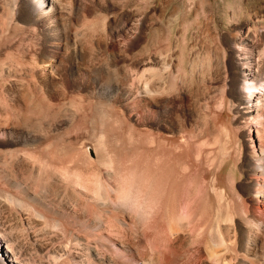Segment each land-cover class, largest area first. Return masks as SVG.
I'll return each mask as SVG.
<instances>
[{
	"label": "bare ground",
	"instance_id": "1",
	"mask_svg": "<svg viewBox=\"0 0 264 264\" xmlns=\"http://www.w3.org/2000/svg\"><path fill=\"white\" fill-rule=\"evenodd\" d=\"M193 1L201 13L188 8L180 15L174 9L168 25L160 22L163 43L156 60L150 61L118 60L104 48L108 35L138 29V16L112 33L107 18L100 15L85 22L81 33L67 29L61 0H30L33 19L45 23L51 52L27 64L58 79L66 67L68 79L50 83V89L35 99L43 128L29 131L35 116L29 108L18 117L27 128L14 140V152L7 153L3 166L14 161V168L21 164L24 171L21 176L14 171V180L8 178L13 192L0 189L2 202L14 209L19 223L13 242L0 233V251L13 258L7 262L32 264L18 243L19 234L50 232L65 234L69 245L83 250L87 264H264V129L249 128V152L242 160L239 136L227 114L228 97L221 95L205 109L200 103V119L177 114L179 82L184 86L193 72V61L185 56L188 33L211 5L210 0ZM158 3L162 12L171 4ZM190 16L195 19L185 28L181 47L175 46L180 50V71L172 62V43L178 25ZM81 37L104 46L106 55L84 59ZM238 41L241 36L236 33L232 44L244 78L241 116L264 105V77L259 86L250 83L259 66L245 60ZM24 65L23 60L14 61L18 73ZM103 69L109 70L106 84L100 79ZM82 74L88 78L82 79ZM48 136L53 140L44 151L42 141ZM227 164L232 169L227 171ZM34 221L39 228L34 229ZM109 223L126 239L93 236ZM102 242L119 253L99 251ZM46 258L47 264H71L67 256Z\"/></svg>",
	"mask_w": 264,
	"mask_h": 264
},
{
	"label": "rangeland",
	"instance_id": "2",
	"mask_svg": "<svg viewBox=\"0 0 264 264\" xmlns=\"http://www.w3.org/2000/svg\"><path fill=\"white\" fill-rule=\"evenodd\" d=\"M210 1L211 5H209L205 14L199 16L201 23H196L195 25L197 26L194 25V28H191L188 33V51L185 56L190 59L189 61H193L191 63L193 72L190 74L191 76L187 77L185 85L189 86L191 84V89H185V85L182 86V83L179 82V86L180 84L181 86L177 92L176 107L179 112L177 114L179 118H182L184 114H190L193 119H198L200 117L198 115V105L200 103H203L202 106L204 108L201 107L205 109V107L207 108L213 102H219L223 98L222 96L228 97L226 102L227 114L232 123L233 130H235L234 132L239 136L240 142L237 145L239 152H237L243 160L249 152V128L254 129L253 126H257V129H264V105L260 104L259 108L257 106L256 109H250L253 112L249 115L240 116L239 114L240 108L242 106L245 107L241 91L244 78L239 70L236 57L237 49L232 44V36L236 33L240 34L241 41H238L241 43L240 53L242 52L241 54H243L245 60L249 61H247L248 63L259 66V71H257L255 78L250 82L259 86L264 77V0ZM167 2H171V4L166 12H162L158 0H61L60 6L63 10L64 23L67 29L69 31L78 30L81 33H85L82 28L85 22H91L100 15H105L108 31L112 33L120 29L124 23L133 20L135 16H138L140 19L138 29L124 35H108L106 47L96 45L94 40H91V37H81L80 46L84 59H89V57L102 58L106 55L104 51V48H106L107 53L111 57L116 56L118 60H129L139 57L151 61L156 60L157 49L163 43L164 37L159 29L161 21L165 25H168L174 9L180 15L186 12L188 8L197 9L201 13L197 2L193 0H167ZM57 16V13H55V19ZM190 17L186 24L178 25L177 34H175L174 43H172L175 44L173 51L176 52L172 62L176 66L179 65L180 71H182L180 65L181 55L179 47L175 48V46L181 44L187 24L189 22L193 23L192 21L195 18L194 16ZM12 23L14 24V31L12 30ZM245 39H249L250 42L245 41ZM179 46L181 47V45ZM48 48L45 23L43 20L33 19L30 10V0H0V189L4 191L13 192L14 184L12 185V182L8 178L14 180V171L17 176H21L24 171L21 164L16 165L14 168V161L8 166H3L7 153L14 152V140L20 139V136L27 128L23 126L20 118L18 121V117H21L29 108L35 115L32 117V120L30 119L31 129L29 131L35 132L43 128V120H40L38 115V97H40L44 90L50 89V83L53 85V83L61 81V79L65 81L68 79L65 78L67 76L64 74L66 71L68 72L66 67L65 69L61 68L60 72L63 73V76L61 79H58V77L54 76L48 77L46 69L43 70L41 67L35 68L33 65L28 66L27 62L34 63L37 60L48 57L51 52V49L49 48V50ZM204 54H208V57L205 59H203ZM18 59L25 62L24 67L19 73L14 67V61ZM186 64L184 66L187 68ZM148 66H152L151 68L153 69L155 68L152 64ZM108 71L107 69H103L100 74V79L105 84L108 81ZM116 72L121 73V69L117 68ZM44 73L47 79L42 78ZM101 75L103 76L101 77ZM79 77L77 76L76 78ZM81 77L86 80L88 75L82 74ZM181 87L183 88L180 89ZM70 90L73 91V89ZM189 90L190 93L188 92ZM55 101L53 100L54 103ZM254 119L255 121H253ZM222 138L226 139L224 135ZM257 139L259 138H255L256 141ZM52 140L49 136L43 139L44 151H49L48 144ZM32 157H37V155L34 154ZM230 167L231 165L227 164L226 170H230ZM261 209H264L262 205ZM34 222V229L39 228L40 224L36 223V221ZM109 224H106V229L104 228L103 232H98L93 234V236L96 238L100 237V239L102 237L101 240L107 237L117 238L118 236V238L126 239V235L122 234L121 230L120 233L117 232L119 231L118 227ZM17 225L19 226V223L14 217V209L2 202L0 198V233L8 236L9 240L13 242L14 227ZM19 237L18 243L20 245L22 243L21 247L25 256L31 260L32 264H47L46 260L48 259L46 256L48 258L56 257L59 259L67 256L71 264H87V258L83 254V250L80 247L77 249L71 243L69 245L65 234L63 236L62 234L50 232L48 234L30 233L19 234ZM141 245L140 243V247ZM69 246L73 247V249H70L71 247L69 248ZM98 246L99 251H109V254H113L115 251L119 253L120 250L113 247L112 251L111 248L108 250L104 246L105 249L103 242L99 243ZM2 254L3 256H1ZM72 254L74 256H70ZM9 260H13L12 256L7 252L3 253V250H1L0 264H11L7 262Z\"/></svg>",
	"mask_w": 264,
	"mask_h": 264
}]
</instances>
